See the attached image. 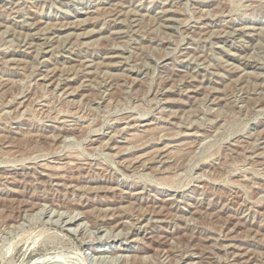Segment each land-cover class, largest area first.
<instances>
[{"label":"rangeland","instance_id":"rangeland-1","mask_svg":"<svg viewBox=\"0 0 264 264\" xmlns=\"http://www.w3.org/2000/svg\"><path fill=\"white\" fill-rule=\"evenodd\" d=\"M43 259L264 264V0H0V264Z\"/></svg>","mask_w":264,"mask_h":264},{"label":"bare ground","instance_id":"bare-ground-1","mask_svg":"<svg viewBox=\"0 0 264 264\" xmlns=\"http://www.w3.org/2000/svg\"><path fill=\"white\" fill-rule=\"evenodd\" d=\"M36 261V260H35ZM34 262V261H33ZM38 262H39V264H46L47 262H48V260H46V259H43L42 261H40V260H38V261H36L34 264H38ZM57 264V263H56Z\"/></svg>","mask_w":264,"mask_h":264}]
</instances>
